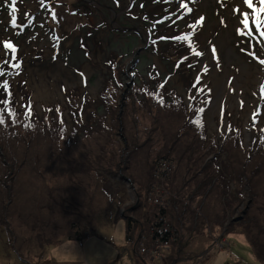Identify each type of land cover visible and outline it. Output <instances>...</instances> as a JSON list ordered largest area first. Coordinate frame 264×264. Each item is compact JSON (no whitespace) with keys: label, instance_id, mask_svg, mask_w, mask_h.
Masks as SVG:
<instances>
[{"label":"rangeland","instance_id":"374dc122","mask_svg":"<svg viewBox=\"0 0 264 264\" xmlns=\"http://www.w3.org/2000/svg\"><path fill=\"white\" fill-rule=\"evenodd\" d=\"M189 7L192 13L184 14L176 0H17L13 27L8 0H0V69L5 73L0 83L9 82L14 101L9 107L15 109V116L0 111L5 121L0 149L30 160L16 183L21 220L8 200L14 192L11 178H1L6 189L0 186V217L12 215L19 239L1 225L0 264H55L48 259L49 246L69 239L77 232L73 224L86 223L94 213V232L77 240L78 264H104L122 252L128 264H138L122 216L139 198L144 207L135 215L143 229L149 228L146 216L155 213L154 205L167 203V221L179 238L178 244L163 246L152 264H264V175L263 196L249 213L252 196L244 179L241 192L233 184L225 195L215 191L197 215L203 197L190 198L201 179L188 174L195 164L184 146L173 145L178 134L195 140L186 129L191 122L198 141L205 128L206 148L217 146L213 156L219 165L237 153L250 169L264 168V123L252 120L254 110L264 114V65L247 54L253 49L237 34L242 26L233 9H244L242 0H196ZM200 16L204 23L193 31L189 24ZM185 34L201 56L177 39ZM5 41L16 46V60L4 49ZM258 54L264 58V52ZM17 61L19 69L10 66ZM6 97L0 88V99ZM125 135L148 141L128 162ZM11 158L5 159L7 173ZM159 162L171 172L165 171L166 185L165 179L156 181L158 187L163 183L161 190L154 189L163 199L155 204L160 198L149 194L154 182L149 173ZM243 221L247 227L238 225ZM249 234L257 236L259 251ZM144 243L147 254L137 252L149 261L152 242Z\"/></svg>","mask_w":264,"mask_h":264},{"label":"trees","instance_id":"16d2710c","mask_svg":"<svg viewBox=\"0 0 264 264\" xmlns=\"http://www.w3.org/2000/svg\"><path fill=\"white\" fill-rule=\"evenodd\" d=\"M172 111V110H171ZM178 112V111H177ZM177 121L181 124V127L184 126V124L186 122L183 123L182 120H178ZM191 122L187 123L186 125V129L192 133L193 139L195 138V140H192L190 142H188V140H184L183 137L184 135H180L178 134L173 141V145L174 146H178L180 147L181 145L184 146L182 148V150L187 153L190 154V161L195 164V165H191L188 169V174H191L192 172H194L195 176L193 177V179H201V181L198 182V190L196 192V194L192 196V198H190V201L194 202V200L196 198L199 197H203L202 201L200 202V208L199 211H197V215L200 214V211L203 212V209L205 208L206 203L208 202L210 196L212 194L215 193V191H221V193L223 195L227 194L229 189L231 190V186L230 184H233L234 186H232V189L234 188L235 191L237 192H241V190H243L244 185H243V180L246 179L247 181V191H249V193L251 192V201H249L250 203V208L248 213L250 212V210L252 209V205L254 204V202H258L260 201L261 197L263 196V194L261 195L260 193V188L259 186L260 184V180L262 178V176L264 175V168L259 166L256 167L255 169H250L248 164L243 161L242 159L239 158V156H237V153H235V155L229 154V156L226 158V163L224 164V162L220 165L217 163L218 160H216L217 158L214 159L215 156H213L214 154L217 153V146L212 145L210 146V148H206L205 146V140L203 139V137L205 136L204 133V129H202V134L199 135L200 140L198 141V139L196 137H198V135L195 134V131L198 130L196 126H192L190 124ZM121 124L123 127H121V132H124L125 130V124L124 121H121ZM117 126V125H116ZM43 127V126H42ZM41 127V128H42ZM178 132V129H176ZM169 131V129H167L166 133ZM176 132V133H177ZM175 136V133L172 134V137ZM9 138V136H8ZM10 139V138H9ZM8 146L10 144V140L6 139ZM125 140H126V144H127V154H129V158L126 162H128L130 160L131 155L139 150L140 148H144L145 145L148 143V141L146 140L144 143H139V138L137 136L134 137H130V139L127 138V136L125 135ZM29 143V141H25L24 143ZM188 142V143H187ZM132 146H129V145ZM29 151H30V145L31 144H26ZM207 145V143H206ZM4 147V146H3ZM2 147V148H3ZM5 149V150H4ZM3 150L0 149V186L4 189H6V185L3 181L4 180H9V178H11L10 180L11 182V187L12 184L14 185L13 187V194L11 199H8L11 203V207H13L14 209V214L16 216H18V219L21 220L24 213L23 210H18L19 207H21V205L19 204V199H18V194H17V189H16V183L18 182V178L21 175L22 171L24 169L27 168L28 162L30 160H28L26 157L25 159H20L19 157H16V155H10L9 151L6 150V148L4 147ZM133 149H135L133 151ZM7 151V153H6ZM29 151L27 153H29ZM171 152V151H170ZM5 155V156H4ZM173 155V154H169ZM11 156H15L13 159L11 158ZM169 156H165L163 157V159H167V161H172L174 162L173 159H170ZM8 159H7V158ZM11 158L12 160V168L9 169V172L7 173V166H6V162L5 159L9 160ZM122 162H125V160L123 159ZM125 162V163H126ZM10 163V162H9ZM161 162H159L160 164ZM157 164L155 166V168L151 169L150 174V178H152V181H154L152 184H150V192L149 194H153L155 193L154 197H158L160 199H156L159 202L162 201V197L160 196V192H155V188H159V190H161L160 188H162L163 183L160 182L159 187L157 186L156 181L157 180H161V179H165L164 180V184L166 185L167 182L169 180L168 173H166L165 171H161V167L159 169H156V167H159ZM161 166L163 165L162 163L160 164ZM196 166V167H195ZM36 168H33V170L36 172ZM121 169V167H119ZM114 170V169H110L108 168V171L110 172H114L116 171V173L120 170V169ZM12 169H15V175L12 174ZM249 171H248V170ZM113 170V171H112ZM109 172V173H110ZM115 173V175H116ZM111 174V173H110ZM3 177V179H1ZM229 179V180H228ZM230 181V182H229ZM246 188V187H245ZM155 200V199H154ZM165 201V200H164ZM135 206L133 208H130L131 211H129L128 215H126V222H127V239L130 243H133L136 245V247L140 250L142 248H146V244L144 243L146 239H139V235L138 232L143 228L140 219L138 220V216L135 215L136 212H140L141 209H143L144 205H143V200L139 198V201L136 203L135 202ZM167 204V203H166ZM166 204H156L154 205V209H155V213H153V211L151 213H148V215L146 216V226H149V228H147V232L149 231V239L152 242V246L149 247L150 248V252H152V250H154L155 248H158L160 244H164V243H169V245L172 244H178L179 238H178V233L176 232V229L167 221V211H166ZM190 204V203H189ZM194 204V203H192ZM25 207H28L26 205H24ZM169 206H171V203L169 202ZM165 207V208H164ZM0 210H2V207H0ZM172 211H174V206H172ZM153 213V214H152ZM98 214V213H97ZM97 214H92L93 216L90 218L86 219V223L83 222L78 223V224H73L72 228L77 229V232L70 235L69 239L71 240H82L83 237L90 233L91 231H93V224H94V216H96ZM170 215L172 216V213H170ZM196 212L192 211V217L193 219L195 218ZM11 216H4L2 215V217H0V227L1 225L4 227H7L9 230V233L11 234V236H13L15 239H19L18 237H16V231L14 228H12V224H13V220L11 219ZM40 217V216H39ZM108 218H110V215H108ZM205 218V217H204ZM216 219V218H215ZM246 219V218H245ZM159 220V221H158ZM233 220V219H232ZM246 221V220H245ZM243 221L242 224H238L241 225L243 227H247L246 226V222ZM240 227V226H239ZM227 228L229 231H231L233 229V225L228 224ZM84 230V231H83ZM13 232V234H12ZM250 235V234H249ZM250 244L253 246V248H255L257 246V244H255V240L257 239V236L254 235H250ZM257 251H259L261 249V247L259 248H255Z\"/></svg>","mask_w":264,"mask_h":264},{"label":"snow or ice","instance_id":"6c2138e0","mask_svg":"<svg viewBox=\"0 0 264 264\" xmlns=\"http://www.w3.org/2000/svg\"><path fill=\"white\" fill-rule=\"evenodd\" d=\"M40 2L43 4V0H40ZM176 2L180 5V8L183 10L184 14H190L192 13L193 10L191 7H189V2L195 3L196 0H189V2H186V0H176ZM8 3L11 7V13H10L11 22L13 27H16L17 0H8ZM242 4L245 6L244 9L239 7L233 9V11L240 16L239 23L242 26L237 29V34L241 36L244 39V42H247L253 49L252 51L247 52V54L251 56L253 59H256L259 62V64L264 65V58H261V56L258 54L260 52H264V0H242ZM52 18L54 20L56 19V13L54 11L52 12ZM180 18L182 19L183 15ZM203 23H204V17L200 16L196 19V23L189 24V27L192 28L193 31H195L197 26L202 25ZM253 29H255V31H253ZM177 39L181 41H187L196 56L199 57L203 54L201 51H197L196 48L192 46L191 43L192 37L189 34H185L184 36L177 37ZM3 47L5 50H9L12 59L16 60V53H17L16 46L9 41H5ZM241 51H245V49H241ZM212 53L213 55H215L216 53L215 47L212 48ZM4 55L7 56L8 51H5ZM5 63H9V61L5 60ZM10 66L19 69L20 63L19 61H17L16 63L10 64ZM205 71H207V66H205ZM4 75H5L4 71L0 69V76H4ZM81 75H83V73H81ZM0 88H2L3 91L7 93L6 98L0 99V105L4 106V108L0 109V111L6 110L9 115L15 116V109L9 107L10 104L14 103L12 99L13 92L10 90L9 82L7 80H4L2 83H0ZM260 93H261V98L264 99V84H262L260 87ZM241 106L242 107L244 106L243 101H241ZM27 109H28L27 114L30 117L32 115L31 104L27 105ZM200 111L203 112V109H200ZM257 117H259V120H257ZM252 120L254 124L264 123V114H261L260 110L256 109L253 111ZM4 122H5L4 117L0 115V124H3Z\"/></svg>","mask_w":264,"mask_h":264},{"label":"clouds","instance_id":"9594fccd","mask_svg":"<svg viewBox=\"0 0 264 264\" xmlns=\"http://www.w3.org/2000/svg\"><path fill=\"white\" fill-rule=\"evenodd\" d=\"M118 223L120 224L121 230L123 231V222ZM77 247V241L64 239L59 244H53L49 246L47 251L48 259L54 261L55 264H78L80 258L76 253Z\"/></svg>","mask_w":264,"mask_h":264},{"label":"crops","instance_id":"0c3cea01","mask_svg":"<svg viewBox=\"0 0 264 264\" xmlns=\"http://www.w3.org/2000/svg\"><path fill=\"white\" fill-rule=\"evenodd\" d=\"M122 218H123V216H122ZM127 219V218H126ZM125 219V220H126ZM146 229V231H144ZM145 229H141L139 232H138V235H139V239H149L150 237H149V231L147 232V228H145ZM137 247L135 246L134 247V251H135V253H136V255H137V259H139L140 261L142 260V262H138V264H152V263H155V262H153V261H151V260H149V261H147V259L145 260L144 258V260L142 259V256L140 257V254L137 252ZM118 250V249H117ZM121 250V249H120ZM125 250H124V254H125ZM115 258H118V259H116V260H113V259H111V260H109V261H107L106 263L104 262V264H122V263H120V261H119V259H123L124 261H123V264H128L129 263V260L128 259H125L124 257H123V252L122 253H120V254H118Z\"/></svg>","mask_w":264,"mask_h":264},{"label":"built area","instance_id":"2783aa9c","mask_svg":"<svg viewBox=\"0 0 264 264\" xmlns=\"http://www.w3.org/2000/svg\"><path fill=\"white\" fill-rule=\"evenodd\" d=\"M161 171H169V172H171V168L168 166V165H162L161 166ZM152 202H154L155 204L156 203H159V201L158 200H154V201H152ZM169 247V243H164V244H160L159 245V247L158 248H155L154 250H152V252L150 253L151 255H153L152 257H151V255H150V257H151V261H154V259H156V258H161V253H160V249L162 248V247ZM143 254H147V250H146V248H142V251H141Z\"/></svg>","mask_w":264,"mask_h":264},{"label":"water","instance_id":"95a60500","mask_svg":"<svg viewBox=\"0 0 264 264\" xmlns=\"http://www.w3.org/2000/svg\"><path fill=\"white\" fill-rule=\"evenodd\" d=\"M126 179H127V178H126ZM127 181L130 182L129 179H127ZM248 208H249V207H246V209L242 212V215L240 216V219H243V218L245 217V215H246V213H247V211H248ZM123 218L126 219V217H123Z\"/></svg>","mask_w":264,"mask_h":264}]
</instances>
